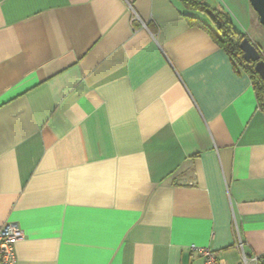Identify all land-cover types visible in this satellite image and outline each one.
Here are the masks:
<instances>
[{"label": "crops", "instance_id": "obj_1", "mask_svg": "<svg viewBox=\"0 0 264 264\" xmlns=\"http://www.w3.org/2000/svg\"><path fill=\"white\" fill-rule=\"evenodd\" d=\"M202 1L264 39L249 0ZM187 14L203 17L180 0H0L14 264H200L191 244L242 264L235 223L245 264H264V109Z\"/></svg>", "mask_w": 264, "mask_h": 264}, {"label": "trees", "instance_id": "obj_2", "mask_svg": "<svg viewBox=\"0 0 264 264\" xmlns=\"http://www.w3.org/2000/svg\"><path fill=\"white\" fill-rule=\"evenodd\" d=\"M186 10L200 12L203 17L187 14L191 24L206 30L212 39L221 46L230 56L233 64L248 73L255 89L261 108L262 96L264 95V82L254 70V64L244 61L242 51L239 48L240 41L246 37L238 32L229 15L222 10L216 9L202 0H180ZM207 19V20H205ZM261 58L262 55H261Z\"/></svg>", "mask_w": 264, "mask_h": 264}, {"label": "built area", "instance_id": "obj_3", "mask_svg": "<svg viewBox=\"0 0 264 264\" xmlns=\"http://www.w3.org/2000/svg\"><path fill=\"white\" fill-rule=\"evenodd\" d=\"M236 246L240 251L242 264L246 262L243 242L240 238L237 224L234 225ZM23 237L21 229L15 223H4L0 226V264H14L16 260L14 245ZM189 257H199L200 264H226L214 251L208 247H201L194 244L189 246ZM191 264V262L189 263Z\"/></svg>", "mask_w": 264, "mask_h": 264}, {"label": "water", "instance_id": "obj_4", "mask_svg": "<svg viewBox=\"0 0 264 264\" xmlns=\"http://www.w3.org/2000/svg\"><path fill=\"white\" fill-rule=\"evenodd\" d=\"M249 2L258 16L259 23L264 27V0H249ZM239 48L242 51L244 61L254 64L255 72L264 82V59L261 58L260 51L248 37H244L240 41Z\"/></svg>", "mask_w": 264, "mask_h": 264}, {"label": "rangeland", "instance_id": "obj_5", "mask_svg": "<svg viewBox=\"0 0 264 264\" xmlns=\"http://www.w3.org/2000/svg\"><path fill=\"white\" fill-rule=\"evenodd\" d=\"M256 36V35H255ZM249 40L252 42L253 45L257 47V49L260 51L263 59H264V39H260L259 37H255L252 39L249 38ZM262 106L264 107V95L262 96Z\"/></svg>", "mask_w": 264, "mask_h": 264}]
</instances>
